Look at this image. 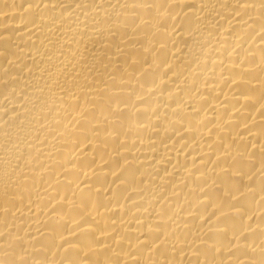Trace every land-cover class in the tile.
I'll use <instances>...</instances> for the list:
<instances>
[{
    "label": "bare ground",
    "instance_id": "1",
    "mask_svg": "<svg viewBox=\"0 0 264 264\" xmlns=\"http://www.w3.org/2000/svg\"><path fill=\"white\" fill-rule=\"evenodd\" d=\"M0 264H264V0H0Z\"/></svg>",
    "mask_w": 264,
    "mask_h": 264
}]
</instances>
